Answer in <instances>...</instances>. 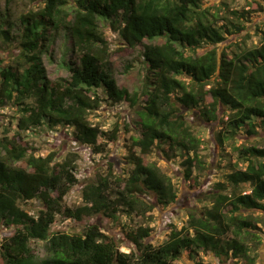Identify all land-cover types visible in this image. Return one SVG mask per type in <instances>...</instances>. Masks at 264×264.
Returning a JSON list of instances; mask_svg holds the SVG:
<instances>
[{
    "label": "trees",
    "instance_id": "obj_1",
    "mask_svg": "<svg viewBox=\"0 0 264 264\" xmlns=\"http://www.w3.org/2000/svg\"><path fill=\"white\" fill-rule=\"evenodd\" d=\"M30 1L42 7L20 17L18 34L12 35L13 24L0 20V40L18 52L10 66L0 68V106L23 107L14 136L0 139V229H14L0 244V264H175L185 253L255 264L259 222L246 214L264 212V147L255 145L234 148L243 167L237 164L224 182L205 192L209 206L190 211L187 225L173 229L159 246L145 241L149 227L129 236L130 253L121 252L98 225L83 234L52 233V227L57 216L75 222L100 214L117 220L120 212L144 217L155 208L146 200L149 195L158 205L175 203L171 178L148 156L158 149L168 160L179 157L185 179L197 185L194 173L207 167L191 118L218 123L221 146L264 138V31L258 46L236 42L229 53L217 50L228 37L247 31L252 14L264 12V4L254 1L240 10L226 5L221 14L206 7L208 0ZM103 27L139 51L142 95L119 88L112 77ZM52 30L67 32L72 40L74 62L67 79L51 81L45 75L41 57ZM2 62L0 57V67ZM103 103L134 109L139 135L132 148L139 154L129 155L128 178L100 175L83 188V205L70 208L64 199L78 183V157L59 163L53 154L39 156L22 141V132L72 129L81 145L105 153L118 140L120 126L104 132L90 121ZM32 200L42 205L37 216L21 207ZM36 242L43 257L35 252Z\"/></svg>",
    "mask_w": 264,
    "mask_h": 264
},
{
    "label": "rangeland",
    "instance_id": "obj_2",
    "mask_svg": "<svg viewBox=\"0 0 264 264\" xmlns=\"http://www.w3.org/2000/svg\"><path fill=\"white\" fill-rule=\"evenodd\" d=\"M264 4V0H208L206 7L213 8L212 12L226 13V5L231 10L249 9L253 2ZM41 5L30 0H0V20L13 24L12 35L20 32V17L31 11H38ZM1 24V22H0ZM264 31V12L253 13L248 29L242 35L228 37V40L219 44L217 50L221 54L224 50L230 52L236 49L234 43H245L248 47L260 45L261 34ZM103 32L110 42L111 50V72L119 88H126L130 92H138L142 95L145 86V71L140 63L139 51L125 45L120 36L110 28L103 27ZM50 39L48 51L41 57L45 75L51 81L67 79L70 77L69 67L74 62L72 54V40L67 32L52 30L48 33ZM244 46V44H242ZM0 57L2 59L1 69L12 64L17 51L8 49L0 40ZM15 66V64H14ZM145 100V98H144ZM22 106L16 103H7L0 106V139L8 136L12 138L17 131L18 119L21 117ZM227 119V118H226ZM138 118L134 109L126 103L112 105L103 103L101 108L90 115V121L101 128L104 132H110L116 125L120 126L118 140L108 145L106 152L96 154L93 148L81 145L74 136V130L62 127L52 129L37 128L34 131L22 132V141L30 146L34 153L46 157L53 154L55 162H63L68 157L76 155L78 183L73 186L64 203L67 207L77 208L83 205L82 190L88 184L95 182L100 175L128 178L133 165L129 161V155L133 152V137L138 134ZM194 133L202 140L200 156L206 164V171L194 173L197 185L185 179V171L181 166L182 161L178 158L168 160L164 152L154 149L148 156V161L155 163L163 173L169 176L178 193L177 201L169 206L158 205L154 196L149 195L146 200L155 204L152 212L144 217L135 214L128 216L119 213L118 219H109L100 214L91 218H85L81 222L56 217L52 227V233L62 232L68 234H83L91 225H98L103 233L115 239L120 246V251L130 253L134 250L130 235L134 234L140 227L151 228L152 233L145 241L155 246L164 243L170 232L177 228L181 229L187 225L190 211H202L209 206L205 198V192L212 191L218 182H224L226 176L240 162L234 148L246 145L264 147V138L256 140L239 139L229 141L221 146L216 139L219 132V124H206L197 118H191ZM137 154L138 151L134 150ZM21 207L33 216H37L42 209L38 200L22 203ZM247 215L256 218L259 227L260 244L256 249V263L264 264V212H249ZM14 229H0V244L7 236H11ZM35 252L43 257L45 252L40 242L33 243ZM175 264H242L236 260L221 261L214 254L191 255L185 253Z\"/></svg>",
    "mask_w": 264,
    "mask_h": 264
}]
</instances>
